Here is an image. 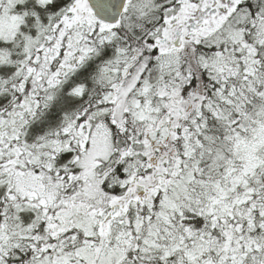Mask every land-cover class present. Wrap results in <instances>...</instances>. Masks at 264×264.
Masks as SVG:
<instances>
[{
  "label": "snow or ice",
  "instance_id": "snow-or-ice-1",
  "mask_svg": "<svg viewBox=\"0 0 264 264\" xmlns=\"http://www.w3.org/2000/svg\"><path fill=\"white\" fill-rule=\"evenodd\" d=\"M0 264H264V0H0Z\"/></svg>",
  "mask_w": 264,
  "mask_h": 264
}]
</instances>
